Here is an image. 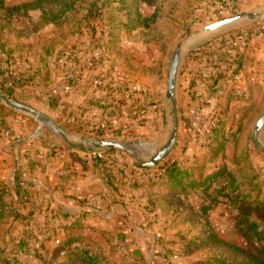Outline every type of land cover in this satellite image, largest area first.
Instances as JSON below:
<instances>
[{
	"label": "rangeland",
	"instance_id": "obj_1",
	"mask_svg": "<svg viewBox=\"0 0 264 264\" xmlns=\"http://www.w3.org/2000/svg\"><path fill=\"white\" fill-rule=\"evenodd\" d=\"M33 1L5 0V6L13 10ZM126 2L132 7L131 0ZM115 8L119 5L112 4ZM139 12L145 19L156 14L155 23L130 32L134 25L125 11L113 37L108 30L95 33L98 24L83 31L68 21L44 27L38 12H0V92L55 122L69 144L50 128L0 107L9 128V133L0 131L1 192L11 196L18 174L13 177L15 151L25 184L38 180L44 187L33 188L30 201L14 205L0 222L1 252L11 258L17 253L21 264L65 263L64 257L52 262V252L80 234L105 264H212L220 255L230 256L225 245L246 249L236 230L237 210L220 197L224 204L205 220L195 218L200 193L168 206L169 189L158 183L160 167L169 163H178L194 181L223 171L233 174L239 194L264 212V157L252 142L264 117V21L242 23L193 48L204 40L200 31L206 27L242 14L264 18V0H158L156 8L142 6ZM180 44L177 145L165 163L145 170L141 165L154 159L172 132L166 90ZM80 139L122 145L133 156L102 152V163H95L89 148L82 147L89 153L81 155L83 168L116 180L113 189L106 188V212L81 215L82 229L76 231L72 221L55 212L53 201L54 194H66L63 173L74 166L69 149ZM30 163L36 166L31 173ZM115 205L141 211L131 212L136 220L131 228L126 215L112 219ZM139 218L144 225L136 223ZM205 233L216 235L219 244L197 249L195 239Z\"/></svg>",
	"mask_w": 264,
	"mask_h": 264
},
{
	"label": "trees",
	"instance_id": "obj_2",
	"mask_svg": "<svg viewBox=\"0 0 264 264\" xmlns=\"http://www.w3.org/2000/svg\"><path fill=\"white\" fill-rule=\"evenodd\" d=\"M132 7L126 2V0H35L31 3L24 4L20 8H15L13 10H8L5 6V0H0V12L7 11L10 13H40L41 22L44 27L56 26L61 27L64 22L75 23L74 25L78 27V31H83L89 28L91 25L98 24V28H95V33H100L104 35L105 30H108L110 37H113L116 33V27L119 24V16L125 11L130 17L129 24L131 27L130 32L135 31L137 28L147 30L150 28V23L153 25L156 19V14L150 18L145 19L141 16L140 7L147 6L151 8H156V2L158 0H131ZM117 4L119 8L111 10V5ZM135 6V10H133ZM102 10H106L108 15L105 17ZM85 12L83 16V12ZM82 13V14H81ZM84 17L82 20L74 22L72 18ZM116 25V26H115ZM126 29H130L127 24ZM200 50L197 52V56L200 55ZM7 110H3L2 115H6ZM5 117L0 118V131L2 133H9V128L5 122ZM81 146H74L69 149V151H83ZM87 154V152H84ZM114 152H110L109 155H114ZM15 155V153H14ZM56 157V156H53ZM74 161L79 164L84 165L85 163L76 156H72ZM103 160H94L95 163H102ZM30 162V161H29ZM35 165L30 163L28 171L33 172ZM69 168V167H68ZM183 169L178 163H169L164 167H160L162 171L161 177L159 178L158 185L169 189L167 198L171 200L167 202L170 208L174 207L176 202L184 197H189L191 194H199L203 196L202 205L200 208V216H195L197 219H207L210 212L220 205H223L226 201L235 210H237L238 218L236 223V230L238 236L244 239L247 248L240 249L235 247H228L225 245V250L230 252V256L225 257L220 255V257L212 260V264H264V212H256L258 209L260 211L262 205L259 203L250 202L247 203V198L239 194L236 187L237 181L236 177L228 173L227 171L218 172L217 174L204 178L201 176L199 180H189V176L181 171ZM28 173V172H27ZM102 174V170H101ZM104 185L108 190L113 189L115 180H111L109 175H101ZM26 178L28 175L26 174ZM1 185V184H0ZM34 183L25 184V180L22 179L20 172H18L14 186H11L10 192L11 196H8L5 192L0 190V222L7 218V212L10 208L15 206H24L26 201H30L31 195L33 194L32 189L35 188ZM217 187L216 190H213ZM231 187V188H229ZM232 195H230V192ZM237 193V194H236ZM216 194V196H214ZM225 200L220 202L219 200ZM11 203H8V200ZM168 201V200H167ZM120 205L111 206L115 208ZM60 212L63 218L71 222L72 229L76 231L81 230L83 223L81 220V215L78 214L75 217H71L68 213L60 207L55 208V212ZM76 221V222H74ZM76 238H68L61 247L56 248L51 254L52 262L60 260L64 257L66 262L63 264H105L99 260L97 254L90 251L88 243L89 241L85 239L83 235L74 236ZM119 240L124 239L123 235L118 236ZM197 247L208 249L211 245L219 244L218 237L210 233H205L202 237H197L194 243ZM13 257L4 255V252L0 250V264H21L14 252L10 253Z\"/></svg>",
	"mask_w": 264,
	"mask_h": 264
},
{
	"label": "water",
	"instance_id": "obj_3",
	"mask_svg": "<svg viewBox=\"0 0 264 264\" xmlns=\"http://www.w3.org/2000/svg\"><path fill=\"white\" fill-rule=\"evenodd\" d=\"M259 21H264V18H262L259 15L255 14H242L238 15L236 17L224 20L222 22H219L215 25L209 26L204 28L200 31V34L205 37L204 40L201 42H197L193 48H197L199 46H202V44L207 43L210 39L216 37L220 33L224 31H228L242 23H255ZM193 49H191L189 52H191ZM183 61V47L182 44H180L174 54V57L172 59V63L170 66V72H169V81L167 85L166 90V103L170 108V119L172 124V132L170 135V139L168 143L156 153V156L154 159L147 164L141 165L142 169L145 170H152L157 166L162 165L169 159V157L172 155L173 151L176 148L177 145V134H178V114H177V91H178V76L179 71L181 68V64ZM0 107L5 108L7 110H10L16 114H19L21 116H24L30 120L35 121L36 123L50 128L53 133L59 137H62L65 141V137L62 134V131L58 127V125L53 122L52 120L48 119L44 115L40 114L39 112L35 111L32 108H29L27 106H24L22 104L17 103L7 95L0 92ZM252 142L258 152L264 157V117H262L252 134ZM67 145L68 142L66 141ZM81 147H88V151L90 153L93 152H120L124 154H128L130 157L133 155L127 151L126 147L114 143H109L105 141H93L90 139H80L78 144ZM15 160L16 165L13 173V177L16 176V174L19 171L20 168V154L18 151H15Z\"/></svg>",
	"mask_w": 264,
	"mask_h": 264
},
{
	"label": "crops",
	"instance_id": "obj_4",
	"mask_svg": "<svg viewBox=\"0 0 264 264\" xmlns=\"http://www.w3.org/2000/svg\"><path fill=\"white\" fill-rule=\"evenodd\" d=\"M257 52L258 51L256 50V54ZM71 153L73 156L78 157L82 161L84 158H82L81 155L88 156L89 154L88 152L87 154H85L81 151H73ZM70 158L71 160L68 161H71L70 164L74 165L75 167L72 166L71 168L69 166V168H66V170L64 171L63 176L66 177L64 180V187L66 191L64 190V192H66V194L64 195V198L59 194H54V207H61L65 212L68 213V215L72 217L74 216L75 212V215L81 214L82 212L83 217L84 214L89 212H106L104 211V207L106 205V202L109 203V199L105 197V194L107 193V187L102 183L100 177L98 178L97 175L92 173L90 169L83 168V166L86 165V162L83 161L85 164L82 166V164H79L78 162L74 161V159H72V156ZM49 171L54 174V170H48V173ZM33 183L36 185V187L34 188L35 190L36 188H44L38 180H33ZM110 210L111 212H113V216H115L112 217V219L114 220L117 219L120 215L128 216L126 218V224L129 225L130 228L136 221L131 220V212H141L138 209L127 210L122 205L112 208ZM127 219L130 221H128ZM138 220L139 221L136 223H141L143 225L145 224L144 219L142 220L139 218ZM123 221H125L124 217Z\"/></svg>",
	"mask_w": 264,
	"mask_h": 264
},
{
	"label": "built area",
	"instance_id": "obj_5",
	"mask_svg": "<svg viewBox=\"0 0 264 264\" xmlns=\"http://www.w3.org/2000/svg\"><path fill=\"white\" fill-rule=\"evenodd\" d=\"M90 158H92V160H102L103 159V153L102 152H93L90 154L89 156Z\"/></svg>",
	"mask_w": 264,
	"mask_h": 264
}]
</instances>
